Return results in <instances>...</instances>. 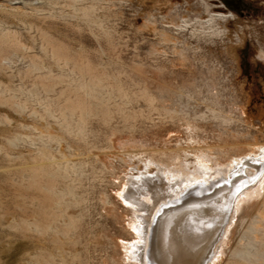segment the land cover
<instances>
[{
	"label": "rangeland",
	"instance_id": "374dc122",
	"mask_svg": "<svg viewBox=\"0 0 264 264\" xmlns=\"http://www.w3.org/2000/svg\"><path fill=\"white\" fill-rule=\"evenodd\" d=\"M68 1L0 0V31L17 30L16 36L28 47L29 54L46 62L39 49L38 34L45 28L53 44H65L68 52H73L69 55L83 53L82 58L93 66H115L131 92L148 88L158 107L187 112L183 119L159 121L158 114L152 111L155 118L150 121L147 101L135 94L138 99L130 111L141 108L145 111L143 115L128 120L116 115L113 123L118 122L121 127L106 128L104 140L92 136L94 140L89 145L73 143L74 147L85 146L86 157L97 163L95 172L81 188L87 200L81 206L86 214L83 225L80 224L74 237L78 242L65 245V254L70 250L80 254L73 264H141L127 255L132 250L138 257L147 248L145 240L135 231L147 223L153 225L159 203L197 201L203 192L195 188L206 186V191L209 188L204 182L208 173L195 174L188 184L183 180L199 165L198 161L192 164L194 150L208 148L225 163L264 149V0H95L98 3L93 12L94 22L73 15ZM204 2L213 11L234 13L235 18L222 23L228 29L225 38L194 35L189 23L178 27L184 18L206 19ZM3 79L8 80L6 76ZM14 80L16 83L17 79ZM198 114L204 115L194 118ZM229 117L234 121H222ZM50 130L66 137L54 126ZM110 137L112 148H106ZM150 161L156 164L147 166ZM145 169L154 175L162 172L154 180L158 185L162 182L160 190L164 194L158 205L148 203L153 206L147 212L134 209L125 200L130 181L136 180ZM255 210L251 205L243 219L238 214L231 215V234L214 247L225 251L217 264L225 263L243 229V220ZM136 215H144L146 223H139L142 219ZM22 236L13 235L15 241L10 239L13 249L0 252L5 261L9 258L16 261L26 246L32 247L28 251L34 249V241ZM48 247L52 249L51 245ZM57 258L51 262L61 264Z\"/></svg>",
	"mask_w": 264,
	"mask_h": 264
},
{
	"label": "bare ground",
	"instance_id": "6f19581e",
	"mask_svg": "<svg viewBox=\"0 0 264 264\" xmlns=\"http://www.w3.org/2000/svg\"><path fill=\"white\" fill-rule=\"evenodd\" d=\"M96 1L68 2L73 15L94 22ZM204 5L208 12L206 19L184 18L178 27L189 23L193 25L194 35L225 38L228 29L222 23L235 18L234 13L213 11L208 2ZM44 29L38 33L39 49L48 62L42 59L40 62L36 55L29 54L28 47L19 42L17 30L0 31V155L5 161L10 160L3 163L0 159L3 160L0 162V252L13 249L10 247L14 237H11L17 233L33 240L35 249V252L28 251L31 246H26L21 257L18 256L21 260L16 261L11 258L5 261L0 255V264H48L57 257L61 264L78 262L80 254L71 250L65 254V245L78 242L74 237L85 214L81 206L87 200L81 188L95 172L97 162L86 157L85 146L74 147L75 142L89 145L94 140L92 136L105 138L106 128L120 129L121 124L113 123L116 115L125 120L143 115L145 111L141 108L130 111L138 99L135 94L147 101L150 121L155 118L152 111L158 114L159 121L183 119L187 115V112L158 107L148 88L131 92L115 66H93L82 58L83 53L69 55L73 52L69 53L65 44L63 47L53 44ZM204 114L194 118L200 119ZM222 121L230 123L234 119ZM52 126L66 137L52 132ZM107 140L105 147L112 148L111 137ZM192 156V164L198 161L199 165L183 180L188 184L195 174L208 173L204 182L209 188L207 191L206 186L195 188L203 192L197 201L159 203L153 225L147 223L141 227L143 230L135 231L147 243L146 252L137 257L131 250L128 259L141 264H217L225 251L214 247L231 234V215L238 214L243 219L246 210L254 205L256 210L243 220V229L224 264H264V149L257 154L232 157L234 160L226 164L221 162L220 155L213 156L205 147H198ZM152 164L156 163L150 161L147 166ZM161 174L143 170L142 175L130 181L125 200L136 210H150V205L161 202L164 195L160 190L162 182L158 185L154 180ZM236 189L240 191L234 194ZM142 221L146 223L145 219L139 223Z\"/></svg>",
	"mask_w": 264,
	"mask_h": 264
},
{
	"label": "water",
	"instance_id": "95a60500",
	"mask_svg": "<svg viewBox=\"0 0 264 264\" xmlns=\"http://www.w3.org/2000/svg\"><path fill=\"white\" fill-rule=\"evenodd\" d=\"M240 190L239 189H236L233 193L235 194V193H237V192H239Z\"/></svg>",
	"mask_w": 264,
	"mask_h": 264
}]
</instances>
